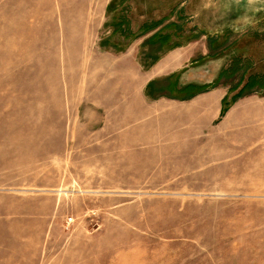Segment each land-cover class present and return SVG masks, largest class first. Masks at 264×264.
<instances>
[{
	"label": "rangeland",
	"instance_id": "rangeland-1",
	"mask_svg": "<svg viewBox=\"0 0 264 264\" xmlns=\"http://www.w3.org/2000/svg\"><path fill=\"white\" fill-rule=\"evenodd\" d=\"M129 42L143 70L176 51L151 105L218 83L231 111L114 119ZM0 264H264V0H0Z\"/></svg>",
	"mask_w": 264,
	"mask_h": 264
},
{
	"label": "crops",
	"instance_id": "crops-1",
	"mask_svg": "<svg viewBox=\"0 0 264 264\" xmlns=\"http://www.w3.org/2000/svg\"><path fill=\"white\" fill-rule=\"evenodd\" d=\"M114 2H116V0H114ZM126 50L127 53L125 52L118 56L109 54L110 57L105 56L103 58L104 63L107 65V69L108 67H112L114 73L109 80L104 82L99 93L106 100L104 104L105 110L108 112L112 110L115 114L113 116L114 119H123L124 117L120 115L127 113L132 114L129 118L145 119L149 117L148 115L151 113H160V115H164L166 112H169L172 117L167 120L165 119L166 126L170 124L169 126L172 125L177 128L192 129L193 133H203L202 130L208 131L213 128L215 121L222 116L224 108L228 110L232 107L233 104L230 100L233 99L222 87L214 88L211 91L199 94L188 102L160 100L159 108L158 105L157 107L151 105L146 96L149 83L156 79L154 73L159 70L160 64H167L166 62L174 57L176 51L167 52L166 50L165 52L167 53L164 54L155 66L148 70H143L138 64L137 54L132 52V42ZM205 54L206 51H203V55ZM193 55L192 53L187 56H182L181 58L179 57L180 59L178 58L179 60L176 62L175 68L169 71L184 66L188 60L192 59ZM163 69L166 70L167 67H163ZM124 95L126 97L127 95L131 96L128 100L129 105H123L118 109L117 98ZM162 102L164 107L161 108ZM230 111L231 110H228V112ZM119 122L116 123V126L125 125V123Z\"/></svg>",
	"mask_w": 264,
	"mask_h": 264
},
{
	"label": "trees",
	"instance_id": "trees-1",
	"mask_svg": "<svg viewBox=\"0 0 264 264\" xmlns=\"http://www.w3.org/2000/svg\"><path fill=\"white\" fill-rule=\"evenodd\" d=\"M177 46H179V45H177ZM170 49H172V48H174V47H169ZM220 54H218V55H216V57H218ZM227 73V68L225 69V68H223V70H222V72L220 73V75H219V77H218V81L219 80H221L222 79V77L225 75ZM155 85H156V83H154V82H151L150 84H149V88H151L152 90L155 88ZM217 85H218V83H216V84H214V85H212V86H209V87H207V89L208 88H211V89H214L215 87H217ZM177 86V85H176ZM197 86L196 85H192L191 87H189V92H191V91H193V89H195ZM175 86L173 85L172 86V89L173 90H175ZM248 88V85H246L243 89H242V91L236 96V97H234V100H236V99H238L239 97H241V95L243 94V92L246 90ZM201 88H198V89H196L195 90V94H193V95H191V96H188L187 98H189V99H192V98H194V97H196L197 95H199L200 94V90ZM154 91V90H153ZM165 91V89H160V95H157V96H159V97H169V98H173V95L172 94H170V95H167V94H162L163 92ZM183 91H185V92H188V89H186V90H183ZM162 92V93H161ZM154 94V93H153ZM152 94V95H153Z\"/></svg>",
	"mask_w": 264,
	"mask_h": 264
}]
</instances>
